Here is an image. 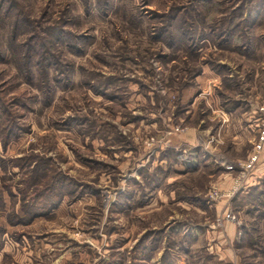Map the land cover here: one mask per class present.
Segmentation results:
<instances>
[{
  "label": "rangeland",
  "instance_id": "1",
  "mask_svg": "<svg viewBox=\"0 0 264 264\" xmlns=\"http://www.w3.org/2000/svg\"><path fill=\"white\" fill-rule=\"evenodd\" d=\"M14 1L29 27L17 41L42 34L70 78L46 104L0 13V87L29 99L23 130L0 139V264H156L162 247L169 264H264V188L246 190L264 177V0ZM255 13L250 51L235 27ZM52 177L45 214L27 198ZM185 218L205 239L177 235Z\"/></svg>",
  "mask_w": 264,
  "mask_h": 264
},
{
  "label": "trees",
  "instance_id": "2",
  "mask_svg": "<svg viewBox=\"0 0 264 264\" xmlns=\"http://www.w3.org/2000/svg\"><path fill=\"white\" fill-rule=\"evenodd\" d=\"M14 0H0V13L5 14V17H7L9 20L13 19L12 21V27L10 32V40L12 42V46H14L15 55L18 56V62L16 63V67L18 70V73L24 78V80L27 81L28 84L34 85L35 79L37 78V88L40 91V93L43 95L44 100L46 104H48L51 101L55 83L61 84L62 81H69L70 76V70L67 69V65L61 64L57 59H55L53 54H51L46 48H44V43L39 41L42 34L39 33H32L30 35L29 39H26L24 42L20 43V41H17V37L19 34V31L22 29L25 32L29 30L28 24L24 22V19H22V13L23 11L21 8L17 7L15 5ZM256 15L250 18V15L246 21L240 20L238 27L241 28L242 32V38L241 40H238V43L241 45H237L240 48L245 47L246 49L252 50L253 43L255 42L254 36L249 35V31H251V28L253 29L255 25H259L258 18L261 17V13H255ZM258 17V18H257ZM181 34L183 33L182 30L185 29V27L181 26ZM240 30V29H239ZM239 32V33H240ZM28 33V32H27ZM228 37L229 31H227ZM240 38V36L238 37ZM257 40V39H256ZM238 48V49H240ZM2 50L0 48V61L3 62L4 59L2 58L1 54ZM54 71V73H52ZM62 76V78H61ZM7 94V88L0 87V139L2 140V144L4 147L14 138L17 137V135L23 130V127H20L19 120L22 115H20V110L27 109V102L28 98L25 95H20L6 98L5 95ZM3 147V148H4ZM49 178V177H47ZM53 178V177H52ZM58 178H53L50 182L52 185L44 184V191L42 188H39V186H35V188L32 190V194L30 197L27 198V200H32L34 204H40L38 210L42 211L43 213L47 214L55 209L54 205L52 204V201L57 200L60 201L61 195L57 196L55 191V184L58 182ZM264 177L260 181V184L257 185H251L246 190L254 192L258 191L260 188H264ZM65 183V182H64ZM73 183L71 182V185ZM46 185V186H45ZM69 185V186H71ZM64 186H62L63 188ZM260 187V188H259ZM40 190H39V189ZM244 191V190H241ZM241 193V192H239ZM264 194V192H260L259 194ZM253 197V196H250ZM262 198V197H261ZM0 204H1V198H0ZM260 204L261 207H264V203H262V200L257 201V205ZM253 205V209H258L260 206ZM252 209V211H253ZM40 214V212H39ZM35 217V214L29 215V218ZM9 217V216H8ZM11 220L13 218H10ZM2 229L0 228V248L2 246ZM158 235L153 240V243L157 244L158 242ZM171 247V246H170ZM155 250V247H154ZM157 251V250H156ZM168 254V250L166 249L162 255L159 262H156V264H169L168 260H166V255ZM150 260V257H144L143 259H139L138 264H147V262Z\"/></svg>",
  "mask_w": 264,
  "mask_h": 264
},
{
  "label": "crops",
  "instance_id": "3",
  "mask_svg": "<svg viewBox=\"0 0 264 264\" xmlns=\"http://www.w3.org/2000/svg\"><path fill=\"white\" fill-rule=\"evenodd\" d=\"M170 199H171L170 201H172L174 204H177L182 209V211H184V214L194 213V214L202 217V214L207 213V211H210V212L213 211L211 209V206L209 205V203L200 202V203L188 204L185 201L176 200V197H171ZM177 226L178 227L180 226V232L176 231L177 235L179 234V236L181 238L183 237V240H185V242H187L188 244L189 243H192V244L195 243V241H197L200 236H204V239H205V229H203V226L199 225V224H195L193 221L188 220L187 218H185L184 220L181 219V221H178ZM170 230H172V229H170ZM169 232H171V231H169ZM175 233L166 234L163 242L166 241V238H168V236H170L171 239L174 236L176 237L177 235ZM170 249H171V247H170ZM165 250H166L165 247L158 249L156 252L157 253L156 257H160ZM180 250L186 251L185 254H187L191 250V247H188L186 245H182L180 247ZM157 262H159V261H157Z\"/></svg>",
  "mask_w": 264,
  "mask_h": 264
},
{
  "label": "built area",
  "instance_id": "4",
  "mask_svg": "<svg viewBox=\"0 0 264 264\" xmlns=\"http://www.w3.org/2000/svg\"><path fill=\"white\" fill-rule=\"evenodd\" d=\"M264 140V131L262 132L261 134V141ZM255 150H256V153H259V151L261 150V145L260 144H257L256 147H255ZM257 160V155H254L248 162H247V166L248 167H251ZM229 170H232L233 167L229 166L228 167Z\"/></svg>",
  "mask_w": 264,
  "mask_h": 264
}]
</instances>
